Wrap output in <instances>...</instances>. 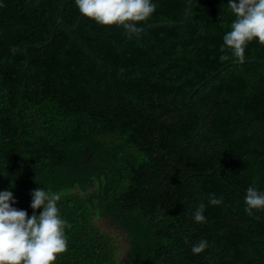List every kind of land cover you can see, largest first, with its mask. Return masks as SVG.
Wrapping results in <instances>:
<instances>
[{
	"label": "trees",
	"instance_id": "obj_1",
	"mask_svg": "<svg viewBox=\"0 0 264 264\" xmlns=\"http://www.w3.org/2000/svg\"><path fill=\"white\" fill-rule=\"evenodd\" d=\"M152 2L138 29L181 22L188 0ZM80 14L75 0H0V191L29 217L35 189L60 195L54 264H264V209L245 210L249 186L264 193V63L250 62L264 45L245 63L221 51L228 0L131 36L83 15L70 33Z\"/></svg>",
	"mask_w": 264,
	"mask_h": 264
},
{
	"label": "clouds",
	"instance_id": "obj_2",
	"mask_svg": "<svg viewBox=\"0 0 264 264\" xmlns=\"http://www.w3.org/2000/svg\"><path fill=\"white\" fill-rule=\"evenodd\" d=\"M80 13L103 26H122L131 34L138 31L137 23L147 20L155 11L152 0H75ZM228 6L235 15L230 31L223 36L224 47L240 63L245 60V47L252 40L264 45V0H228ZM13 53L16 51L12 49ZM221 61L229 59L221 55ZM59 194H51L44 189L32 192L31 217L24 210L12 207L11 191H0V264H54L58 255L67 250L65 227L57 202ZM211 205H219L221 200L214 196ZM246 211L264 209V193L249 186L246 190ZM43 211L37 215L36 209ZM205 205H199L193 213L197 223H204ZM208 247L201 240L191 248L193 254H200Z\"/></svg>",
	"mask_w": 264,
	"mask_h": 264
},
{
	"label": "water",
	"instance_id": "obj_3",
	"mask_svg": "<svg viewBox=\"0 0 264 264\" xmlns=\"http://www.w3.org/2000/svg\"><path fill=\"white\" fill-rule=\"evenodd\" d=\"M193 1H195V0H188L187 5H186V8H185V12H184V18H183V20H182L181 22H157V23H152V24H149V25H147V26H145V27H143V28H141V29H138L137 33H138V32H141V31H143V30H146V29H149V28L155 27V26H183V25H185ZM81 16H82V14H80V15L77 17V20H76V23H75L74 27H72V28L67 27V30H68L70 33L73 32V31L75 30L76 26L78 25V23H79V21H80V19H81ZM58 23H60V24H62V25H65L64 22H63L61 19L58 21ZM245 62H247V61H244L243 63H245ZM250 62H255V63L261 62V63H264V61H256V60H250ZM232 63L234 64V63H236V62H232ZM229 64H231V63H228L227 65H229ZM222 68H223V67H221L219 70H221ZM219 70L216 71V72H214L213 75L216 74L217 72H219ZM193 91H194V90H193ZM193 91H192V92H193ZM192 92L189 93V95H188V100H190V95L192 94ZM250 211H251V213H254L252 210H250ZM254 214H255V213H254ZM262 217H264V216H262Z\"/></svg>",
	"mask_w": 264,
	"mask_h": 264
},
{
	"label": "rangeland",
	"instance_id": "obj_4",
	"mask_svg": "<svg viewBox=\"0 0 264 264\" xmlns=\"http://www.w3.org/2000/svg\"><path fill=\"white\" fill-rule=\"evenodd\" d=\"M96 225L103 231L107 232V233H110L111 232V228L109 227L108 223H107V220L106 219H96ZM120 235V238H118V240H116V242L118 243L119 247H123L122 243H121V234ZM120 253H121V250H120Z\"/></svg>",
	"mask_w": 264,
	"mask_h": 264
}]
</instances>
